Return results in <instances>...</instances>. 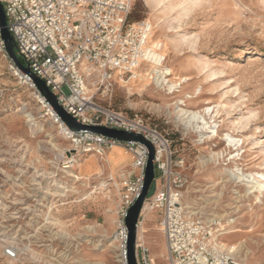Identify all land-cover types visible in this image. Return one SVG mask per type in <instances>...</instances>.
Masks as SVG:
<instances>
[{
	"label": "rangeland",
	"instance_id": "1",
	"mask_svg": "<svg viewBox=\"0 0 264 264\" xmlns=\"http://www.w3.org/2000/svg\"><path fill=\"white\" fill-rule=\"evenodd\" d=\"M142 20L164 43L175 90L138 72L94 97L167 136L181 161L186 215L213 221L240 264H264V192L250 188L264 177V0H132L130 21ZM11 66L0 54V264H125L117 237L124 172L82 175L83 161L64 172L70 144ZM158 222L146 206L137 237L154 264H167Z\"/></svg>",
	"mask_w": 264,
	"mask_h": 264
},
{
	"label": "built area",
	"instance_id": "2",
	"mask_svg": "<svg viewBox=\"0 0 264 264\" xmlns=\"http://www.w3.org/2000/svg\"><path fill=\"white\" fill-rule=\"evenodd\" d=\"M0 3L18 58L46 84L68 115L81 125L142 136L152 145L155 189L144 205L159 217L167 264H240L213 221L186 215L181 204L185 185L178 170L181 161L174 160L167 136L142 117H130L107 108L94 97L99 91H110L117 80L138 76V72L168 88L170 75L165 67L164 43L152 37L154 27L150 21H129L132 0H0ZM0 54L8 57L1 26ZM11 67L29 86L44 116L69 142L70 149L60 156L64 172L87 156L102 159L115 147L129 154L133 175L124 178L121 174L117 207V237L120 249L125 252V219L143 188L147 148L67 127L31 79ZM90 87L95 88L94 93ZM134 248L136 264H154L149 248L137 235ZM7 254L13 256L10 251Z\"/></svg>",
	"mask_w": 264,
	"mask_h": 264
},
{
	"label": "water",
	"instance_id": "3",
	"mask_svg": "<svg viewBox=\"0 0 264 264\" xmlns=\"http://www.w3.org/2000/svg\"><path fill=\"white\" fill-rule=\"evenodd\" d=\"M0 26H1V38L4 41L5 49L10 61L21 73L27 75L31 79V81L34 83L39 93L50 104V106L53 108V110L56 112V114L60 117V119L67 127L75 129L77 131H81V130L89 131L121 142L138 143L147 148L148 157L144 172L143 188L138 199L129 209L127 217L125 219V227L127 230L125 260H126V264H136L134 245L136 241L138 222L150 186L152 185L155 179V170L153 164L154 150L152 145L149 142H147L142 136L139 135L130 134L124 131H119L114 129H108L100 126H85L77 123L75 119H73L70 115H68L58 104L55 95L49 90L46 84L38 77L33 75L29 71V69L25 67L18 58L14 49L13 39L6 29L5 14L1 3H0Z\"/></svg>",
	"mask_w": 264,
	"mask_h": 264
},
{
	"label": "crops",
	"instance_id": "4",
	"mask_svg": "<svg viewBox=\"0 0 264 264\" xmlns=\"http://www.w3.org/2000/svg\"><path fill=\"white\" fill-rule=\"evenodd\" d=\"M104 159L105 164L101 166L98 158L95 155L85 157L84 160H82L83 163L81 168H79L80 173L82 175L97 174L99 172L119 174L121 171H123L124 173L122 174L124 178L131 177L133 175V172L130 168V156L122 148L115 147L110 149Z\"/></svg>",
	"mask_w": 264,
	"mask_h": 264
},
{
	"label": "bare ground",
	"instance_id": "5",
	"mask_svg": "<svg viewBox=\"0 0 264 264\" xmlns=\"http://www.w3.org/2000/svg\"><path fill=\"white\" fill-rule=\"evenodd\" d=\"M167 72L170 75V71L168 69H167ZM168 85H169L168 86V90H170L172 92L175 90V88L177 86V85H174L172 83H170ZM180 111L184 112L182 110H180ZM211 112H212V108H205L204 109V113L206 115L211 114ZM185 113H187V112H185ZM189 114H191V117L194 118V119H197V118L202 119V117H198V115H199L198 113L189 112ZM202 122H204V119H202ZM207 129H208L207 133L210 134V136H207V138H211V137H214V136L217 135V130H216L217 126L216 125L211 126V127H207ZM225 140L227 141L228 146H232V147L238 146V144L240 142V140H236L235 138H232L230 135H226L225 136ZM235 179H237L238 181H245L244 180L245 178L242 177L241 175L239 176V178H235ZM252 181H253V185L250 188L253 189V192H257L259 194L264 192V177L262 175L256 174L255 176L252 177ZM145 209H146V205H144V208H143L142 211H145ZM123 259L125 260V252L124 251H123ZM125 264H126V260H125Z\"/></svg>",
	"mask_w": 264,
	"mask_h": 264
},
{
	"label": "trees",
	"instance_id": "6",
	"mask_svg": "<svg viewBox=\"0 0 264 264\" xmlns=\"http://www.w3.org/2000/svg\"><path fill=\"white\" fill-rule=\"evenodd\" d=\"M129 21H130V16H129ZM130 22H131V21H130ZM20 61H21V60H20ZM21 62H22V61H21ZM148 196H149V195H148ZM148 196H147V197H148Z\"/></svg>",
	"mask_w": 264,
	"mask_h": 264
}]
</instances>
